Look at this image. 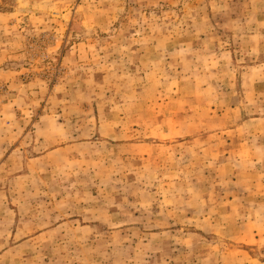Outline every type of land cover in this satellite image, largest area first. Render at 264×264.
I'll return each instance as SVG.
<instances>
[{"label": "rangeland", "instance_id": "obj_1", "mask_svg": "<svg viewBox=\"0 0 264 264\" xmlns=\"http://www.w3.org/2000/svg\"><path fill=\"white\" fill-rule=\"evenodd\" d=\"M0 264H264V0H0Z\"/></svg>", "mask_w": 264, "mask_h": 264}, {"label": "crops", "instance_id": "obj_2", "mask_svg": "<svg viewBox=\"0 0 264 264\" xmlns=\"http://www.w3.org/2000/svg\"><path fill=\"white\" fill-rule=\"evenodd\" d=\"M249 78H251L250 76H246L245 78H244V83L243 84H249V81H248V79ZM234 104H236V103H234ZM233 105V104H232ZM237 105V104H236Z\"/></svg>", "mask_w": 264, "mask_h": 264}]
</instances>
